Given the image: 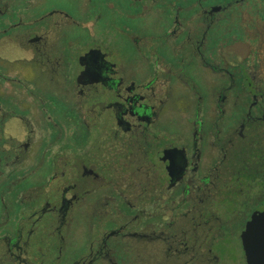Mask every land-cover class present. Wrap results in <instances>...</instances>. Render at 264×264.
Listing matches in <instances>:
<instances>
[{
	"label": "flooded vegetation",
	"instance_id": "af4514ba",
	"mask_svg": "<svg viewBox=\"0 0 264 264\" xmlns=\"http://www.w3.org/2000/svg\"><path fill=\"white\" fill-rule=\"evenodd\" d=\"M59 1L0 0V264H264V0Z\"/></svg>",
	"mask_w": 264,
	"mask_h": 264
},
{
	"label": "rangeland",
	"instance_id": "374dc122",
	"mask_svg": "<svg viewBox=\"0 0 264 264\" xmlns=\"http://www.w3.org/2000/svg\"><path fill=\"white\" fill-rule=\"evenodd\" d=\"M96 4L99 5L101 0H96ZM69 0H60L59 1V8L66 10L70 13H75L80 10V8L75 7V5H72L68 3ZM115 10H106V8L103 5L95 6V10L90 12L89 15V22H91L94 26V30L97 34V37H103L104 33H107V35L111 36V45L117 47L120 45L119 35L114 31L115 29L119 28L120 24L125 25V29L127 31H135L136 33L145 35L146 32H151L154 29V26H152V17L144 18V17H138L137 18H131L132 15H136L138 11L134 9L127 8V12L125 14L123 13V10L120 12L119 6L116 5ZM99 16L98 18L96 16ZM73 31V32H72ZM77 29H70V33L68 34L71 39L73 38L74 33ZM86 35V34H84ZM115 35V36H114ZM85 38V36H83ZM76 40L77 45L81 44L85 39H74Z\"/></svg>",
	"mask_w": 264,
	"mask_h": 264
}]
</instances>
